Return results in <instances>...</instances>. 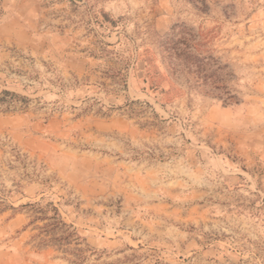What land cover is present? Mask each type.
I'll use <instances>...</instances> for the list:
<instances>
[{"label":"rangeland","instance_id":"374dc122","mask_svg":"<svg viewBox=\"0 0 264 264\" xmlns=\"http://www.w3.org/2000/svg\"><path fill=\"white\" fill-rule=\"evenodd\" d=\"M0 264H264V0H0Z\"/></svg>","mask_w":264,"mask_h":264},{"label":"trees","instance_id":"16d2710c","mask_svg":"<svg viewBox=\"0 0 264 264\" xmlns=\"http://www.w3.org/2000/svg\"><path fill=\"white\" fill-rule=\"evenodd\" d=\"M8 93V92H7ZM30 206H34V204H31ZM54 211V215L52 217L47 218L50 220V223L45 226L47 229V233L52 236L50 240H43V242H56L58 245H69L71 244L72 237H77L79 240V237L77 234L71 230L72 226L67 225L60 216L58 210L56 208H52ZM41 213H44V211L41 209ZM59 235V236H58Z\"/></svg>","mask_w":264,"mask_h":264}]
</instances>
